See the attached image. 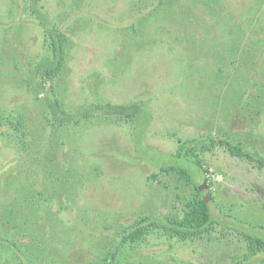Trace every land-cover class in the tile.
Returning <instances> with one entry per match:
<instances>
[{"label":"rangeland","instance_id":"rangeland-1","mask_svg":"<svg viewBox=\"0 0 264 264\" xmlns=\"http://www.w3.org/2000/svg\"><path fill=\"white\" fill-rule=\"evenodd\" d=\"M15 1L20 4L14 6L18 13L11 12L9 0H0V64L6 62L0 77L13 71L0 81V98L4 106L25 114L33 138L23 150L13 145V139L0 142V175H16L19 163H29L38 177L47 174L45 168L40 170L43 161L54 174L69 167L72 181L64 187L72 197L60 218L76 243L58 241L64 261L76 255L70 264H96L113 237L139 215L181 216L175 195L188 197L191 186L179 182L174 173L158 175L160 184L146 179L169 165L199 179L201 173L192 161L176 154L177 139L206 133L230 136L264 154V110L255 105L260 98H253L252 106L245 104L247 94L260 92L252 84H261L262 75L249 74L244 67L239 74L234 70L212 74L217 69L211 59L201 66L198 58L205 56L192 42L171 39L169 34L177 31L176 18L164 21L165 12H149L144 0H46L49 13L55 21L61 20L68 37L66 63L55 79L62 109L131 104L135 113L127 122L125 118L119 122L115 115L98 111L74 129L46 131L41 115L45 105L24 79L28 62L45 55L43 36L28 4ZM131 24L137 30L128 36ZM198 29L191 25L187 30L197 37L195 42L202 37ZM213 43L215 48L216 37ZM224 60L223 65H228ZM201 157L212 172L206 174L212 182L210 208L218 221L184 241L160 233L147 235L143 242L125 245L121 264H264V252L251 256L249 263L240 260L246 251L236 234L241 229H231L248 226L252 234L264 235V170L228 155L222 147Z\"/></svg>","mask_w":264,"mask_h":264},{"label":"trees","instance_id":"trees-1","mask_svg":"<svg viewBox=\"0 0 264 264\" xmlns=\"http://www.w3.org/2000/svg\"><path fill=\"white\" fill-rule=\"evenodd\" d=\"M22 1L28 4V10L37 20L43 36L45 55L34 63L28 62V75L24 78L27 88L45 105L46 111L41 114L45 121L42 128L51 134L59 130L65 131L68 127L74 129L71 127H77L89 120L97 115L98 111L115 115L119 122L125 118L124 121L127 122L135 114L131 104H92L88 108L80 106L74 110L62 109L55 79L60 76L66 63L68 37L65 27L60 25L61 20L55 21L51 16L46 0ZM15 5L20 7L15 0H9L11 12L18 13ZM144 6L151 7L149 12L163 10L166 15L164 21L170 20V16L176 18V24L171 23L178 33L175 31L169 34L171 39H178L180 44L183 38L189 40L187 43L192 42L197 53L205 56L198 58L201 66L211 59V64L217 69L212 74H232L233 70L235 74H239L242 67L249 69V74H261V84L257 81L252 84L260 88V92L247 94L245 104L252 106L255 104L253 98L259 97L260 105H255L264 110V94L260 95L261 91H264V9L261 8L264 6V0H256L254 4L244 0H144ZM191 25L199 27L197 34L202 36L196 42L197 37H193V32H187ZM130 28L128 36L137 30L134 24H131ZM180 31L184 35L180 34ZM215 37L218 39L216 49L213 46ZM181 38L182 40H179ZM221 58L223 61L228 59V65H223ZM195 60L188 62L189 68L193 67ZM4 63L6 62H1L0 67ZM196 69L198 70V67ZM201 70L203 71V68ZM10 71L3 74L0 81L4 75L13 73ZM2 102L0 98V142L7 144L8 139H13V145L22 150L31 146L29 141L33 138V130L30 129L25 114L16 108L4 106L5 103ZM255 113L259 114L258 111ZM177 142L179 145L176 154L192 161L201 173L199 179H191L186 169L173 165L161 167L158 173H150L146 179L160 184L158 175L174 173L179 182L191 186L192 192L188 197L175 195L176 201L181 204V216H137L129 227H124L113 237L112 243L101 253L96 264H121L119 261L125 245L132 247V243L143 242L146 236L152 233L184 241L200 236L218 221L210 208L213 199L212 182L206 174L211 175L212 172L204 166L201 157L203 152L222 147L228 155L246 161L253 168L264 170V154L230 136L220 137L206 133L184 141L177 139ZM45 158L54 162L52 157L46 155ZM46 163H40V170L45 168L47 171L43 177H38L36 172L30 171L29 163H19L21 169L16 175L7 178L0 175V264H70V259V262H75L76 255L64 261L61 250L57 248L58 241L72 240L73 245L76 243L75 237L71 239L68 235L67 225L60 218V213L70 205L72 197L64 187L66 182L72 181V178H69L70 169L65 165L61 173L54 174L51 167H44ZM203 182L206 183L211 199L205 200L198 189ZM231 229H241L236 234L239 235V240L244 241L246 247L240 258L242 262L249 263L251 256L264 252L263 234H252L254 231L251 232L248 226H232Z\"/></svg>","mask_w":264,"mask_h":264},{"label":"water","instance_id":"water-1","mask_svg":"<svg viewBox=\"0 0 264 264\" xmlns=\"http://www.w3.org/2000/svg\"><path fill=\"white\" fill-rule=\"evenodd\" d=\"M198 189L201 192V194L205 200H208L210 198V194H209V191H208V188H207L205 182H203L201 185H199Z\"/></svg>","mask_w":264,"mask_h":264}]
</instances>
